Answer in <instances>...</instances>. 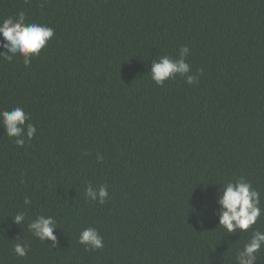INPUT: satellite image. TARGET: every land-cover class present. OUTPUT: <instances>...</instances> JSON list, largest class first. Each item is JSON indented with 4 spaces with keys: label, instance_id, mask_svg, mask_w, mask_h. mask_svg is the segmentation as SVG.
I'll return each mask as SVG.
<instances>
[{
    "label": "trees",
    "instance_id": "trees-1",
    "mask_svg": "<svg viewBox=\"0 0 264 264\" xmlns=\"http://www.w3.org/2000/svg\"><path fill=\"white\" fill-rule=\"evenodd\" d=\"M19 11L54 35L28 65L0 53V111L37 129L21 147L0 124V264H236L264 213L227 233L218 199L243 177L264 209V0H0V21ZM185 45L198 82L156 85ZM40 215L56 243L29 230ZM88 227L102 248L78 242Z\"/></svg>",
    "mask_w": 264,
    "mask_h": 264
},
{
    "label": "clouds",
    "instance_id": "clouds-1",
    "mask_svg": "<svg viewBox=\"0 0 264 264\" xmlns=\"http://www.w3.org/2000/svg\"><path fill=\"white\" fill-rule=\"evenodd\" d=\"M24 11H19L15 18L9 16L0 21V35L3 36L5 43L2 47L7 49L3 53V58L11 61L14 56L23 57L25 65L30 64L31 57L38 56L41 49L53 37L54 29L38 24L26 23ZM189 53L188 47L181 46L179 58L171 59L168 56L161 57L158 61H153L150 70L151 79L156 85L162 86L166 80L174 79L177 74L185 77L186 83L194 84L198 82V75L190 74V65L186 62ZM202 69L197 72L202 74ZM29 115L21 108L15 107L11 111H0V124H2L9 137H15V143L23 147L26 141H30L37 129L29 121ZM97 159H102L97 156ZM85 196L100 204L105 203L109 196L107 185L101 184L93 187L91 183L85 188ZM32 202L25 197L24 204L30 205ZM221 211L219 213L218 224L227 233L246 232L251 228L264 209L260 207V193L252 188L251 183L240 177L235 182L229 181L221 188V195L218 199ZM194 211L196 209H193ZM16 224L25 221V213L19 212L14 216ZM57 227L56 221L51 216H37L28 224L29 230L34 236L42 241L48 240L56 243L54 229ZM78 242L85 245L86 249L95 250L103 247V238L97 229L88 227L80 232ZM27 245L17 243L14 252L19 257L27 255ZM264 247V231L254 230L241 249L236 254V264H255L257 253Z\"/></svg>",
    "mask_w": 264,
    "mask_h": 264
}]
</instances>
